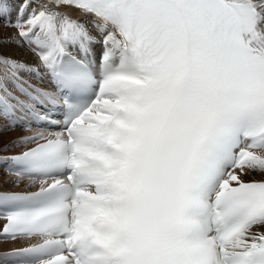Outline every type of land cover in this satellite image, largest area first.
Listing matches in <instances>:
<instances>
[{
	"label": "snow or ice",
	"instance_id": "snow-or-ice-1",
	"mask_svg": "<svg viewBox=\"0 0 264 264\" xmlns=\"http://www.w3.org/2000/svg\"><path fill=\"white\" fill-rule=\"evenodd\" d=\"M0 24V242H29L0 264H264V0H0Z\"/></svg>",
	"mask_w": 264,
	"mask_h": 264
},
{
	"label": "bare ground",
	"instance_id": "bare-ground-1",
	"mask_svg": "<svg viewBox=\"0 0 264 264\" xmlns=\"http://www.w3.org/2000/svg\"><path fill=\"white\" fill-rule=\"evenodd\" d=\"M4 33H8V35L10 34L9 36H11L13 34L12 30H8V29L3 30L2 29V31L0 33L2 35H0V37H5L7 35V34L3 35ZM3 52H4V54L6 56H13V57H16V58H24L23 50L18 49L15 46H9V47L5 46L3 48ZM26 58L29 60V62H33L31 56H28ZM25 134L26 133H24L22 131H19V130L8 132L7 134L4 135L3 142L7 143L10 139H12L14 137L25 135ZM16 151H19V149H17ZM11 154L12 153H0V155H11ZM3 177H4L3 168L0 167V178H3ZM7 179H11V177H8ZM4 187H5V189H7V188H9V185L5 184ZM1 222L2 221H0V224H1ZM28 243L29 242H25V241H20V242H17V243H3V242H0V252H4L6 250L13 249V248H19V247H22V246H26Z\"/></svg>",
	"mask_w": 264,
	"mask_h": 264
},
{
	"label": "rangeland",
	"instance_id": "rangeland-1",
	"mask_svg": "<svg viewBox=\"0 0 264 264\" xmlns=\"http://www.w3.org/2000/svg\"><path fill=\"white\" fill-rule=\"evenodd\" d=\"M1 28H2L3 30L8 29V30H12V32H14V29L6 28V27H4L2 24H0V33H1V31H2ZM8 33H9V32H8ZM8 33H4L3 35L7 34V35L5 36V37H7V36L10 35V34L8 35ZM10 33H11V32H10ZM0 35H2V34H0ZM8 47H9V46H8Z\"/></svg>",
	"mask_w": 264,
	"mask_h": 264
}]
</instances>
